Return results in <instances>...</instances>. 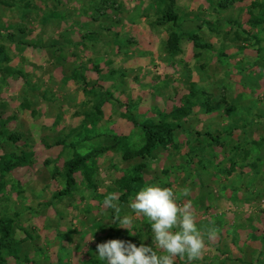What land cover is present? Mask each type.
<instances>
[{"label": "rangeland", "instance_id": "obj_1", "mask_svg": "<svg viewBox=\"0 0 264 264\" xmlns=\"http://www.w3.org/2000/svg\"><path fill=\"white\" fill-rule=\"evenodd\" d=\"M263 38L264 0H0L1 264L151 244L145 218L129 235L103 205L130 214L150 183L189 190L205 235L190 264H264Z\"/></svg>", "mask_w": 264, "mask_h": 264}, {"label": "clouds", "instance_id": "obj_2", "mask_svg": "<svg viewBox=\"0 0 264 264\" xmlns=\"http://www.w3.org/2000/svg\"><path fill=\"white\" fill-rule=\"evenodd\" d=\"M188 195L187 188L178 195L159 183L146 184L131 197V213L121 215L118 196L109 193L103 205L114 210L117 227L127 229L132 235L134 217H143L150 226L151 244L137 246L111 239L96 245L95 256L101 264H176L177 259H184L186 264H190L198 260L205 248V235L197 226L191 202L182 206L178 203L180 196L187 198ZM214 235V231L207 233L208 237Z\"/></svg>", "mask_w": 264, "mask_h": 264}, {"label": "trees", "instance_id": "obj_3", "mask_svg": "<svg viewBox=\"0 0 264 264\" xmlns=\"http://www.w3.org/2000/svg\"><path fill=\"white\" fill-rule=\"evenodd\" d=\"M166 19H168L169 21H171V22H175L176 21V19L175 18H171V17H167ZM258 24L259 23H263V20L262 21H259V22H257ZM176 39V38H175ZM176 41V40H175ZM173 43V42H172ZM173 44H176V42H174ZM153 128H152V126H144L143 127V130H144V132L146 133V135H147V138H148V145H147V147H146V149H145V153H148V152H150V148H152L153 146H155L156 144H160V142H161V140H160V138H159V136H158V134L157 133H155L153 130H152ZM158 129H160L161 130V132L162 133H166V134H172L173 132H174V130H177V129H179V126H174V127H169V126H167V127H160V128H158ZM127 181L126 180H124V181H122V183L121 184H123L122 185V187H127ZM9 223V226L7 227V229H5L4 230V232H3V239H6L8 236H9V234H10V232H11V225L13 224V222H11V221H9L8 222ZM0 225H1V222H0ZM107 240H111L109 237H107L106 238V241ZM105 241V242H106ZM3 242H4V240H0V264H1V262H2V258H1V249H2V246H3Z\"/></svg>", "mask_w": 264, "mask_h": 264}, {"label": "crops", "instance_id": "obj_4", "mask_svg": "<svg viewBox=\"0 0 264 264\" xmlns=\"http://www.w3.org/2000/svg\"><path fill=\"white\" fill-rule=\"evenodd\" d=\"M259 21H262V20H256V22L255 23H257V22H259ZM258 24V23H257ZM259 30H255L254 31V34H257V33H259L258 32ZM264 39V38H263ZM264 42V41H263ZM6 89V88H5ZM5 89L3 88V89H1V92H0V95H2V94H4V91H5ZM6 96H8V95H6ZM36 124L35 125H33L36 129H39V132H38V134H40V130L41 129H43L42 128V122L41 121H36L35 122ZM35 135V137H33L35 140H41L42 138H41V136H39V135ZM39 137V138H38ZM39 143V142H38ZM264 146V143L262 144V147ZM263 149H264V147H263Z\"/></svg>", "mask_w": 264, "mask_h": 264}]
</instances>
